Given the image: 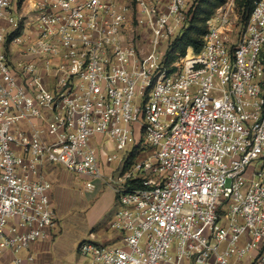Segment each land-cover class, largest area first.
I'll return each mask as SVG.
<instances>
[{
	"label": "built area",
	"instance_id": "built-area-1",
	"mask_svg": "<svg viewBox=\"0 0 264 264\" xmlns=\"http://www.w3.org/2000/svg\"><path fill=\"white\" fill-rule=\"evenodd\" d=\"M196 4L0 0V264L53 237L49 163L117 195L119 244L91 232L82 264H264V0L174 53Z\"/></svg>",
	"mask_w": 264,
	"mask_h": 264
},
{
	"label": "crops",
	"instance_id": "crops-1",
	"mask_svg": "<svg viewBox=\"0 0 264 264\" xmlns=\"http://www.w3.org/2000/svg\"><path fill=\"white\" fill-rule=\"evenodd\" d=\"M118 164H105L106 174ZM42 176L53 184L51 198L58 215L51 239H38L31 246L35 256L30 264H82L77 256L78 243L89 238L95 227L96 239L108 241L109 221L119 209L117 195L102 179H89L76 174L61 164L49 163L42 168ZM92 180L94 189H87Z\"/></svg>",
	"mask_w": 264,
	"mask_h": 264
},
{
	"label": "trees",
	"instance_id": "trees-1",
	"mask_svg": "<svg viewBox=\"0 0 264 264\" xmlns=\"http://www.w3.org/2000/svg\"><path fill=\"white\" fill-rule=\"evenodd\" d=\"M226 1L227 0H197L192 20L183 35L174 41L173 52L184 55L189 47L193 48L196 52L200 51L204 45V36L208 31V20ZM255 1L257 0H236L238 6L243 8V13L246 16L245 21L249 18ZM138 153L139 148L136 147L129 156V162H132Z\"/></svg>",
	"mask_w": 264,
	"mask_h": 264
},
{
	"label": "rangeland",
	"instance_id": "rangeland-1",
	"mask_svg": "<svg viewBox=\"0 0 264 264\" xmlns=\"http://www.w3.org/2000/svg\"><path fill=\"white\" fill-rule=\"evenodd\" d=\"M236 1V0H235ZM236 5H237V9H236V11H237V15H238V21L237 22H243V21H245V19H246V16L244 15V13H243V8H241L240 6H238V4H237V2H236ZM104 143H106V144H108L109 143V140H108V138L107 137H105L104 138ZM146 147V146H145ZM109 152H117L118 154H119V156H120V158L121 157H124L125 156V151L123 152V151H118L115 147H110L109 149ZM145 150V153L144 154H146L147 152V149H144ZM120 162V159H118V160H115V161H113L112 162V164L113 165H115V164H118ZM92 230H94L95 231V233L97 232V233H99V229L97 228V227H95L94 229H92ZM107 232H108V234H106L107 236H109V237H113V236H115L116 234H117V232L113 229V228H108L107 229ZM98 240V239H97ZM81 241H83V239L81 240ZM80 241V242H81ZM98 241H100V240H98ZM80 242L78 243V245L80 244ZM105 244H112V245H115V244H119V243H111V241H107V242H105ZM77 256H78V258L80 259V261L81 260H83V258L79 255V253H78V246H77Z\"/></svg>",
	"mask_w": 264,
	"mask_h": 264
}]
</instances>
